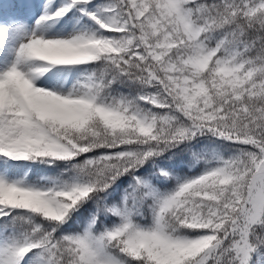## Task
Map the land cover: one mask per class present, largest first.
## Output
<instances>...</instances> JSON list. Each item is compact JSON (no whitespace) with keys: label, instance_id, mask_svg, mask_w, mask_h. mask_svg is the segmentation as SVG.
<instances>
[{"label":"snow or ice","instance_id":"1","mask_svg":"<svg viewBox=\"0 0 264 264\" xmlns=\"http://www.w3.org/2000/svg\"><path fill=\"white\" fill-rule=\"evenodd\" d=\"M0 264H264V0H0Z\"/></svg>","mask_w":264,"mask_h":264}]
</instances>
